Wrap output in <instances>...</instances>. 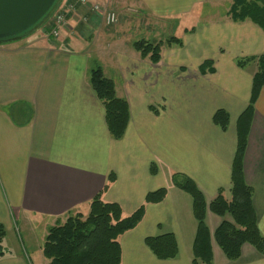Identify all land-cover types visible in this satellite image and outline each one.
<instances>
[{"label":"crops","instance_id":"obj_1","mask_svg":"<svg viewBox=\"0 0 264 264\" xmlns=\"http://www.w3.org/2000/svg\"><path fill=\"white\" fill-rule=\"evenodd\" d=\"M232 1L93 0L114 12L117 23L107 25L90 7L77 5L58 38L42 29L0 45V226L6 231L0 264H49L43 256L49 230L72 215L88 216L98 195L129 216L163 188L166 198L147 205L140 224L120 238L122 264H194L193 199L173 176L193 180L208 205L220 190L231 198L237 123L258 69L255 62L243 69L237 62L264 54V32L250 21L233 22ZM225 3L230 7L222 12ZM144 19L155 22V35L179 26L174 36L183 46L163 48L158 64L143 59L133 43L120 47V30L133 20L141 28ZM208 60L215 73L202 75ZM92 63L128 102L130 121L121 140L110 135L90 85ZM218 110L230 117L225 132L213 123ZM244 175L264 237V88L254 106ZM225 219L208 210L212 264H264V255L248 244L238 260L226 258L215 239ZM22 230L29 247L18 237ZM164 234L176 238V259L159 260L146 245L147 238Z\"/></svg>","mask_w":264,"mask_h":264},{"label":"trees","instance_id":"obj_2","mask_svg":"<svg viewBox=\"0 0 264 264\" xmlns=\"http://www.w3.org/2000/svg\"><path fill=\"white\" fill-rule=\"evenodd\" d=\"M228 16L235 23L250 21L264 32V0H233ZM47 28V27H46ZM14 40L0 42L9 43ZM166 45L182 47V39L171 37ZM162 43L154 44L140 40L133 43V48L143 59H149L153 64L161 61ZM257 63L258 69L253 77L250 103L237 123V150L232 165L231 198L228 199L224 190H220L215 199L207 204L204 194L195 182L188 177L174 174V185L189 194L193 199V212L198 223L197 236L194 243V264H212L213 253L211 235L206 225L208 210L224 220L215 232V239L230 261L238 260L242 248L248 244L264 255V237L257 223L253 206V189L247 184L244 175V157L248 144V136L254 115V106L264 88V54L258 57L242 59L238 67L245 68L249 63ZM214 62L205 61L200 67V73H215ZM90 85L105 109L108 131L114 140H121L126 133L130 121V109L125 99L116 93V84L104 75L101 67L90 73ZM230 122L229 114L218 110L213 123L223 132L227 131ZM152 174L157 168L152 165ZM114 176L109 183H113ZM109 185L105 187L107 190ZM167 189L149 193L145 203L135 213L125 216L122 208L115 203H107L101 195L90 203L88 216L75 214L68 218L62 226L49 230L43 247V256L49 264H122V249L120 238L134 230L142 221L146 206L159 204L167 196ZM5 229L0 226V258L6 255L2 241ZM146 245L159 260H173L179 254L178 243L173 234H164L146 239Z\"/></svg>","mask_w":264,"mask_h":264},{"label":"water","instance_id":"obj_3","mask_svg":"<svg viewBox=\"0 0 264 264\" xmlns=\"http://www.w3.org/2000/svg\"><path fill=\"white\" fill-rule=\"evenodd\" d=\"M63 0H0V42L42 30Z\"/></svg>","mask_w":264,"mask_h":264},{"label":"rangeland","instance_id":"obj_4","mask_svg":"<svg viewBox=\"0 0 264 264\" xmlns=\"http://www.w3.org/2000/svg\"><path fill=\"white\" fill-rule=\"evenodd\" d=\"M221 7V6H220ZM227 7H230V3H225L224 5H222L220 11H224ZM118 20V18H117ZM141 21V20H140ZM143 24L140 28V23L139 21H131L129 22L128 26H126L125 29H121L120 32H119V35H117L116 37H120L122 38V43H121V46L120 47H123V49H128V46L131 44V43H134L136 41H140V40H146V41H150L154 44H157V43H162L163 46H162V50L163 48H169V46L166 45V42L168 39H170L171 37H176V38H179V36H174V35H177L179 34L180 32V27L179 26H176V30L175 31H169L167 26L165 27H162V30L160 32L159 35H155L156 33L153 31V28H154V25H155V22L152 21V20H148V19H144L141 21ZM153 22V23H152ZM146 23V24H145ZM50 24H47L46 27H49ZM150 26V29L148 30L147 27ZM169 27V26H168ZM139 29V30H138ZM129 44V45H128ZM127 46V47H125ZM133 49V48H132ZM163 52L161 51V56H162ZM98 64H103L104 66L105 65V61H99ZM93 65V63H92ZM94 66V65H93ZM98 66V65H97ZM97 66H94L93 68H96ZM27 232L25 233L23 230H22V233L21 235H18L19 238H24L25 239V246L26 247H29L30 245V242L29 240H27V236H26ZM38 236H39V239H40V236H41V231H38ZM35 239L37 238V236H34ZM30 239V237H29ZM38 239V240H39ZM10 239L7 238V242L9 241ZM33 241V240H32ZM33 244V243H31ZM8 245V244H7ZM9 246V245H8ZM7 248V247H6ZM9 248V247H8ZM7 250V249H6ZM9 250V249H8ZM35 262V260H33Z\"/></svg>","mask_w":264,"mask_h":264},{"label":"built area","instance_id":"obj_5","mask_svg":"<svg viewBox=\"0 0 264 264\" xmlns=\"http://www.w3.org/2000/svg\"><path fill=\"white\" fill-rule=\"evenodd\" d=\"M93 0H75V3L65 0L57 9L51 20L50 30L47 32L50 37L58 38L61 30L67 26L66 17L68 14L77 11V5L90 7L94 13L100 15L107 25L117 23V16L114 12L104 9L98 4H93Z\"/></svg>","mask_w":264,"mask_h":264}]
</instances>
